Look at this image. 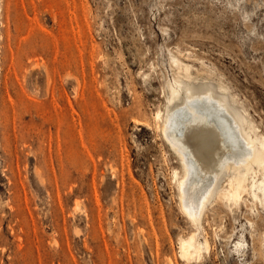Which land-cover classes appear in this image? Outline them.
<instances>
[{"label": "rangeland", "instance_id": "obj_1", "mask_svg": "<svg viewBox=\"0 0 264 264\" xmlns=\"http://www.w3.org/2000/svg\"><path fill=\"white\" fill-rule=\"evenodd\" d=\"M174 79L208 179L238 150L230 109L264 138V0H0V264H264V163L196 225L179 209ZM190 233L209 251L187 261Z\"/></svg>", "mask_w": 264, "mask_h": 264}, {"label": "bare ground", "instance_id": "obj_2", "mask_svg": "<svg viewBox=\"0 0 264 264\" xmlns=\"http://www.w3.org/2000/svg\"><path fill=\"white\" fill-rule=\"evenodd\" d=\"M183 70L184 78L188 81L190 77L189 69L187 66H184ZM174 80V85H167L169 93L166 98L167 105L164 115L161 116L160 113H157V119L161 122L158 127L164 141L169 144L179 159L180 171L179 173H173L177 187L179 209L192 224L196 225L199 223L206 205L211 201L215 202L225 199L227 201L238 202L240 194L247 191L245 182L248 174H250L253 179L256 178L259 186L262 184L261 170L262 164L264 163V138L257 136V134L254 138L248 137L247 132L242 126L243 123L247 122L248 124V121L245 120V116L243 117V115H240L236 110L230 109L228 100L226 98H221L218 103L219 106H222L224 109L229 108L237 117L235 120L236 130L234 138L237 140L238 150L236 152L234 151V154L229 153L228 156H225L220 170L216 171L208 179L203 180L202 177L198 175V169L193 159L197 148L186 143L184 139L181 138V135H188L189 129L187 120L191 117H189L188 114L196 108L190 94L191 90L195 88L189 87L182 79ZM217 88L222 89L220 86ZM213 89V86H208L207 92L215 94ZM183 91L185 95L181 96ZM175 102L179 103L177 104ZM217 116V122L221 125L220 131L223 133L226 130L225 124L227 119L222 113H217ZM253 165L256 166L257 171L253 170ZM243 168L246 169V172H242ZM228 171H234V173L229 174ZM226 172H228V175L225 174ZM218 174H222L221 180L222 183H225L220 189L215 187ZM259 189L261 188L259 187ZM208 251V242L206 240L200 242L197 235L194 233H190V235L185 238H179V257L181 259L187 261L199 259L203 252Z\"/></svg>", "mask_w": 264, "mask_h": 264}]
</instances>
